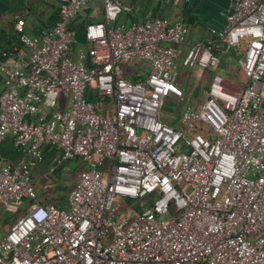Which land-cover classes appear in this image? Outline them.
I'll return each instance as SVG.
<instances>
[{"label": "built area", "instance_id": "built-area-1", "mask_svg": "<svg viewBox=\"0 0 264 264\" xmlns=\"http://www.w3.org/2000/svg\"><path fill=\"white\" fill-rule=\"evenodd\" d=\"M52 1L58 17L39 35L14 24L26 70L0 62V143L10 136L31 158L0 160V202L29 201L0 239V264H264V0H230L212 38L188 45L181 66L209 70L220 44L240 47L245 81L231 91L212 74L202 101L179 107L177 128L159 110L183 98L182 23L116 22L130 11L122 0ZM93 1L102 19L84 25L87 48L73 60L69 23ZM134 61L148 69L132 81L122 65ZM42 145L84 164L64 207L35 196Z\"/></svg>", "mask_w": 264, "mask_h": 264}, {"label": "crops", "instance_id": "crops-1", "mask_svg": "<svg viewBox=\"0 0 264 264\" xmlns=\"http://www.w3.org/2000/svg\"><path fill=\"white\" fill-rule=\"evenodd\" d=\"M129 8L128 13L120 14L116 22H140L145 19L159 17L169 21H179L185 28V42L176 45L177 61L176 85L184 91L188 86L200 87L201 93L207 89L211 75L222 77L227 89L237 91L244 84V77L238 66L237 59L242 49L225 48L219 45L217 55L219 63L214 69L199 67L185 68L180 60L186 48L193 42L211 39L209 29H220L224 24V17L230 10V0H122ZM57 5L52 0H0V62L7 66L19 65L26 70V50L20 44L17 30L14 28L16 20H22L21 29L24 33L37 36L49 28L57 19ZM101 4L93 1L82 7L71 19L69 27L75 31L74 41L69 48V55L77 59L78 52L85 50L87 44L83 38V28L88 22L101 21ZM233 52L232 59L226 57L228 50ZM220 65L223 69L216 70ZM148 66L143 61H134L123 69V76L128 79H142ZM227 72L233 73L241 82L236 85ZM179 74H181L179 76ZM232 75V74H231ZM226 78V79H225ZM203 88V89H202ZM3 89V75L0 72V92ZM183 92V91H182ZM67 98L59 97L55 110L65 109ZM178 127V126H177ZM41 159L30 166V180L36 198L43 203H52L59 207L65 206V198L69 189L78 179L79 171L84 167L78 158L57 161L58 150L49 145L40 148ZM0 160L10 166H18L31 160L30 156L16 149L10 136H6L0 143ZM29 201L24 200L19 205L0 202V239L7 232L10 225L21 216Z\"/></svg>", "mask_w": 264, "mask_h": 264}, {"label": "rangeland", "instance_id": "rangeland-1", "mask_svg": "<svg viewBox=\"0 0 264 264\" xmlns=\"http://www.w3.org/2000/svg\"><path fill=\"white\" fill-rule=\"evenodd\" d=\"M226 57L232 59L233 57V52L230 50H228L227 54H226ZM129 67V64H123L122 65V68L126 70V68ZM222 70L223 69V65H220L216 68V70ZM176 70V73L178 75V70ZM180 71V70H179ZM232 74V75H231ZM181 74H179L180 76ZM226 75L228 76H231V77H226L227 79H232L233 82H235L236 85H240L241 82L239 80V76L236 77L234 76L233 73H230V72H227ZM178 78V76H176ZM225 78V79H226ZM176 79V78H175ZM174 83L176 84V82L174 81ZM225 84V82H224ZM225 87H228V85H225ZM203 89V88H202ZM182 90V89H181ZM183 91V98H182V101L181 102H176L175 100L171 99L170 97L169 98H166L161 107H160V110H159V119L164 121V122H168L171 126H175V127H179V119H178V110H179V107L180 106H185V105H189V106H195V104L199 103L202 101V99L204 98V96L202 95L201 93V88L200 87H191V86H188L186 88V90L184 91V89L182 90ZM146 202V201H145ZM131 207L132 206H135V203L131 204L130 205ZM129 209V205H124V207L121 209V213L128 210Z\"/></svg>", "mask_w": 264, "mask_h": 264}, {"label": "trees", "instance_id": "trees-1", "mask_svg": "<svg viewBox=\"0 0 264 264\" xmlns=\"http://www.w3.org/2000/svg\"><path fill=\"white\" fill-rule=\"evenodd\" d=\"M131 80L134 81V80H139V79H131ZM173 128H177V127L173 126ZM202 134L205 135V136H207V137H209V133L205 129H202Z\"/></svg>", "mask_w": 264, "mask_h": 264}]
</instances>
